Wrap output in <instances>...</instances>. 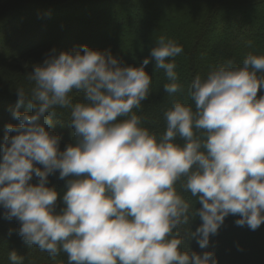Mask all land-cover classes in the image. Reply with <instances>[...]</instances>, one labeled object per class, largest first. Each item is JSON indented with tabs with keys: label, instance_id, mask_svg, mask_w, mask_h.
<instances>
[{
	"label": "clouds",
	"instance_id": "1",
	"mask_svg": "<svg viewBox=\"0 0 264 264\" xmlns=\"http://www.w3.org/2000/svg\"><path fill=\"white\" fill-rule=\"evenodd\" d=\"M182 51L161 35L138 66L86 44L52 49L33 64L30 87H17L12 115L19 124L5 126L0 144V206L20 223L28 246L53 258L63 252L67 264H218L214 250L184 246L177 229L188 226V240L207 249L229 215L253 231L264 224V54L196 75L193 103L175 101L157 137L133 109L150 94V60L169 81L165 92L181 90L175 58ZM57 108L70 110L75 142L64 150L50 131ZM57 170L69 178L59 212L58 192L48 184ZM197 216L202 223L193 231ZM23 259L9 253L11 264Z\"/></svg>",
	"mask_w": 264,
	"mask_h": 264
},
{
	"label": "trees",
	"instance_id": "2",
	"mask_svg": "<svg viewBox=\"0 0 264 264\" xmlns=\"http://www.w3.org/2000/svg\"><path fill=\"white\" fill-rule=\"evenodd\" d=\"M161 35L183 48L175 58L181 90L171 95L165 92L169 81L150 60L146 66L152 77L150 94L139 109H133L143 118L142 126L157 137L166 131L164 113L175 101L193 103L189 88L196 75L205 77L211 67L228 60L242 65L250 52L264 54V0H0V144L5 126L19 124L12 115L17 87L27 91L33 64L42 63L52 49L59 53L86 44L110 50L125 65L138 66ZM71 95L74 103L79 101V93ZM259 95H264V88ZM26 109L25 103L19 110ZM56 112L50 131L61 137L59 147L64 150L75 142L70 110L57 108ZM177 143L183 141L177 138ZM67 179L59 178V170L48 178L49 186L58 192L57 212L64 207ZM31 183H38L35 175ZM176 187L193 207L201 206L182 191L179 182ZM4 212L0 206V264H11L9 253L13 250L23 256V264H67L63 252L53 258L34 245L28 246L18 234L20 223L5 218ZM238 218L227 216L218 234L210 237L207 249H201L196 238L188 240V226L177 231L190 250H214L218 264H264V224L253 231L236 225ZM201 223L195 217L191 229L195 231Z\"/></svg>",
	"mask_w": 264,
	"mask_h": 264
}]
</instances>
